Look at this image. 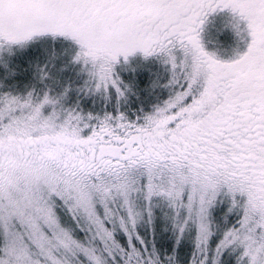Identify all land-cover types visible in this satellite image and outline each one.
<instances>
[{
	"label": "snow or ice",
	"instance_id": "1",
	"mask_svg": "<svg viewBox=\"0 0 264 264\" xmlns=\"http://www.w3.org/2000/svg\"><path fill=\"white\" fill-rule=\"evenodd\" d=\"M0 264H264V0H0Z\"/></svg>",
	"mask_w": 264,
	"mask_h": 264
}]
</instances>
